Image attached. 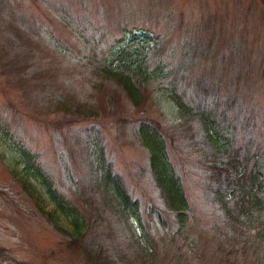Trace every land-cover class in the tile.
I'll return each mask as SVG.
<instances>
[{
  "label": "rangeland",
  "instance_id": "obj_1",
  "mask_svg": "<svg viewBox=\"0 0 264 264\" xmlns=\"http://www.w3.org/2000/svg\"><path fill=\"white\" fill-rule=\"evenodd\" d=\"M9 20L30 28L28 35L36 42L19 51L17 46L7 49L6 41L0 40V55L6 51L7 59L33 62L31 71L38 63L40 69L53 72L55 86L59 82L67 94L105 109L99 125L106 153L139 205V219H129L130 229L113 222L117 240L130 258L138 264H264V239L256 237L264 227V212L252 227L223 212L213 199L202 164L201 133L193 122V140L180 137L176 106L163 89L170 81L185 100L208 104L233 148L248 157V167L257 160L264 178V0H0V38L8 35L3 30ZM122 46L132 53L146 51L150 64L162 59L174 68L172 79L143 85L141 104H134L112 78L92 70L85 56L89 50L100 55ZM117 56L110 58L116 61ZM198 77L203 87L195 84ZM34 81L17 90L4 83L0 72V126L10 123L0 129V264H89L67 248L70 223L11 145L14 141L28 148L68 196L71 180L65 167L74 179L86 176L79 154L72 163L58 144L48 117L37 121L29 116L36 114L29 100L37 107L43 104L32 89L37 88ZM145 117L158 120L172 133L168 156L189 203L183 226L166 206L148 150L136 132L138 121ZM139 241L155 249L148 254L150 262L143 259Z\"/></svg>",
  "mask_w": 264,
  "mask_h": 264
},
{
  "label": "trees",
  "instance_id": "obj_2",
  "mask_svg": "<svg viewBox=\"0 0 264 264\" xmlns=\"http://www.w3.org/2000/svg\"><path fill=\"white\" fill-rule=\"evenodd\" d=\"M27 30L21 24L9 20L3 30L8 35L0 40L6 41L5 47L9 50L14 46H17L16 50L24 46L29 48L36 41L28 35ZM56 47L59 48V45L56 44ZM122 47L114 52L118 54L116 61L110 58L114 53L109 50L100 55L89 50L85 56L92 70L94 68L102 77L112 78L123 87L134 104H141L143 85L150 80L172 79L174 68H169L166 60L162 59L150 64L146 51L134 49L132 53L128 46ZM7 54L4 51L5 58ZM4 56L0 55V72L4 83L24 90L30 87L29 82L36 80L34 83L37 88L32 89L37 91L43 104L37 107V102L29 100L31 110L36 113L35 116H29L37 121H41L43 116L48 117L47 125L57 133L56 140L68 152L70 162L76 163L74 156L79 154L87 169L84 178L74 179L68 167H65L64 173L71 180L67 187L73 195L68 196L58 188L52 175L35 160L28 148L14 141L11 144L21 153L22 159H19L29 175L39 183L55 209L70 223L72 237L66 241L67 248L80 253L89 264H138L128 256L126 247L119 244L113 225L117 221L127 227L129 219H139V205L124 176L114 170L106 153L104 131L99 125L105 109L67 94L59 82L55 86L53 72L40 69L38 63L31 71L29 69L33 62L21 64L14 57L6 58L5 61ZM22 70L26 71V75ZM201 79L197 78V87H203ZM167 84L163 89L176 106V129L182 131L180 137L193 140L191 133L194 132L190 126L193 122L196 124L195 131L201 133V144L205 149L202 164L213 199L229 219L252 227L254 219L264 212V178L260 177L259 162L255 160L252 167H248V157L240 156L233 148L229 136L222 131L208 104L191 103L184 99V93L175 84L170 81ZM7 124L1 125L0 129L9 127L10 123ZM75 125L79 128H73ZM3 132L7 133L6 130ZM136 132L148 150L150 168L161 196L168 209L176 215L179 226H183L188 217L189 203L181 176L168 156L167 146L169 143L173 146L172 133H168L158 120L148 117L138 121ZM256 237L264 239V227L258 230ZM137 244L144 251L143 259L150 262L148 254H152L155 249L150 248L148 242L139 241ZM1 255L3 252H0Z\"/></svg>",
  "mask_w": 264,
  "mask_h": 264
}]
</instances>
